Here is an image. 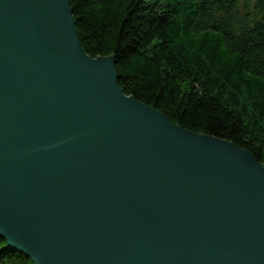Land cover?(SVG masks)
<instances>
[{
    "label": "water",
    "instance_id": "1",
    "mask_svg": "<svg viewBox=\"0 0 264 264\" xmlns=\"http://www.w3.org/2000/svg\"><path fill=\"white\" fill-rule=\"evenodd\" d=\"M70 0H0V235L34 264H264V167L125 94Z\"/></svg>",
    "mask_w": 264,
    "mask_h": 264
},
{
    "label": "trees",
    "instance_id": "2",
    "mask_svg": "<svg viewBox=\"0 0 264 264\" xmlns=\"http://www.w3.org/2000/svg\"><path fill=\"white\" fill-rule=\"evenodd\" d=\"M86 53L125 94L264 167V0H70ZM0 264H34L0 235Z\"/></svg>",
    "mask_w": 264,
    "mask_h": 264
}]
</instances>
